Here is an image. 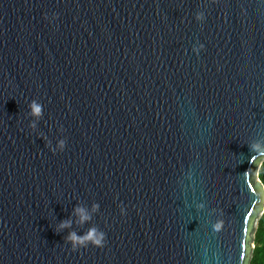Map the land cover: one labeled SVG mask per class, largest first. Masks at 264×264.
I'll use <instances>...</instances> for the list:
<instances>
[{"label":"water","instance_id":"water-1","mask_svg":"<svg viewBox=\"0 0 264 264\" xmlns=\"http://www.w3.org/2000/svg\"><path fill=\"white\" fill-rule=\"evenodd\" d=\"M256 142L264 0H0V264H251Z\"/></svg>","mask_w":264,"mask_h":264},{"label":"clouds","instance_id":"clouds-1","mask_svg":"<svg viewBox=\"0 0 264 264\" xmlns=\"http://www.w3.org/2000/svg\"><path fill=\"white\" fill-rule=\"evenodd\" d=\"M196 20L202 22L204 20L203 13H198L196 15ZM200 49H203V45H200ZM30 108L31 115L39 119L42 115L41 106L33 101L30 105ZM30 127L35 130L36 124L32 123ZM59 147L61 151H63L65 148V141H60ZM51 150L53 153L56 152L55 149ZM250 150L252 153H254L250 160V163L253 167L249 169L247 173L251 172L256 178H258L259 184L264 185V142H256L251 144ZM260 194L264 195V192H261ZM93 210L95 211L96 209L94 208ZM75 213L80 217V224H84L91 219L90 215H88L83 208H77ZM70 227L71 221L63 222L59 225V230ZM66 242L71 245L73 251H77L81 248H87L90 245L97 248H103L106 242V235L96 228H90L88 232L83 235H79L76 232H70L66 238Z\"/></svg>","mask_w":264,"mask_h":264},{"label":"trees","instance_id":"trees-1","mask_svg":"<svg viewBox=\"0 0 264 264\" xmlns=\"http://www.w3.org/2000/svg\"><path fill=\"white\" fill-rule=\"evenodd\" d=\"M251 264H264V215L259 221Z\"/></svg>","mask_w":264,"mask_h":264}]
</instances>
